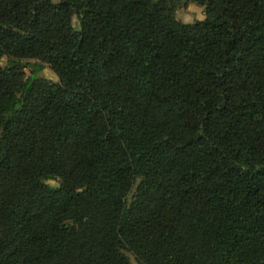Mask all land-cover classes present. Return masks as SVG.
<instances>
[{
	"label": "trees",
	"instance_id": "trees-1",
	"mask_svg": "<svg viewBox=\"0 0 264 264\" xmlns=\"http://www.w3.org/2000/svg\"><path fill=\"white\" fill-rule=\"evenodd\" d=\"M128 253L264 264V0H0V264Z\"/></svg>",
	"mask_w": 264,
	"mask_h": 264
},
{
	"label": "rangeland",
	"instance_id": "rangeland-1",
	"mask_svg": "<svg viewBox=\"0 0 264 264\" xmlns=\"http://www.w3.org/2000/svg\"><path fill=\"white\" fill-rule=\"evenodd\" d=\"M205 17H206L205 9L194 3H188L186 6H181L178 8L176 12V19L184 24H194L196 21L204 20ZM74 21H75L76 27H78L77 19H75ZM19 62L21 64L29 63L30 67H27L25 70L27 76L31 74V68L37 67L38 65V62L35 60H21ZM8 64H9V58L8 57L2 58L1 65L3 67H6L8 66ZM39 75L50 82H54V83L59 82L58 77L49 68V66H46L45 70L40 72ZM49 184L57 185L56 182H49ZM128 256L132 264H140L133 254L128 253Z\"/></svg>",
	"mask_w": 264,
	"mask_h": 264
}]
</instances>
